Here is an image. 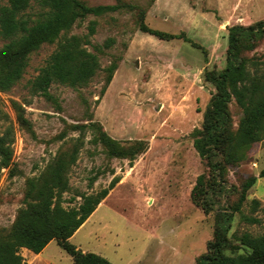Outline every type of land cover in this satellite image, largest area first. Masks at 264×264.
I'll use <instances>...</instances> for the list:
<instances>
[{
  "label": "rangeland",
  "instance_id": "1",
  "mask_svg": "<svg viewBox=\"0 0 264 264\" xmlns=\"http://www.w3.org/2000/svg\"><path fill=\"white\" fill-rule=\"evenodd\" d=\"M89 7L111 6L116 0H79ZM25 11L36 19L39 7L31 1ZM129 5L99 17L88 16L63 36L84 37L87 25L95 32L85 48L97 54L99 70L82 87L52 83L50 98L33 94L30 82L38 75L56 43L43 44L28 59L21 79L0 92V131H14V165L0 172V228L8 230L24 206L26 181L44 171L61 152L77 147L68 167L69 189L62 194L66 209L80 203L81 194L96 193L117 176L109 191L69 242L82 252L98 254L112 264H195L213 238L215 215L231 212L241 184L250 177L239 212L233 213L228 231L232 246L242 234L264 235V141L254 144L244 161L228 169L226 188L208 190L211 210L204 213L190 198L196 178L208 169L193 147L192 133L201 128L203 112L215 92L205 72L225 66L227 28L264 21V0H120ZM7 0H0V6ZM151 30L179 35L163 41L139 31V22ZM6 41L0 37V48ZM109 44L106 46V44ZM248 56L263 64L264 39ZM117 62L105 87L106 67ZM104 88V89H103ZM10 101L24 108L31 129L20 127ZM232 128L241 115L229 105ZM95 122L111 138L126 142L143 140L147 149L131 164L108 160L93 143L92 132L79 134L70 126ZM96 180L89 186V179ZM236 188L237 191H233ZM253 219V221H251ZM246 250L240 248L237 253ZM31 264H73L51 241L39 254L20 250ZM28 254V255H27ZM226 254L231 255L230 250Z\"/></svg>",
  "mask_w": 264,
  "mask_h": 264
},
{
  "label": "trees",
  "instance_id": "2",
  "mask_svg": "<svg viewBox=\"0 0 264 264\" xmlns=\"http://www.w3.org/2000/svg\"><path fill=\"white\" fill-rule=\"evenodd\" d=\"M31 1L7 0L5 5L0 6V37L6 41L0 48V92L9 91L21 79L32 53L43 44L53 43H56L54 51L30 82L31 92L48 99L52 83L72 88L85 86L99 70L97 54L85 48L90 44L88 37L95 32V22L88 23L84 37L63 35L90 15L99 17L129 5L120 0L111 6L94 7L79 0H33L40 12L36 19L30 20L25 11L31 7ZM138 29L163 41L180 38L179 35L149 29L143 18ZM263 39V20L248 26L227 28L225 66L205 72V81L214 86L215 92L203 112L201 128L193 131L192 138L193 147L205 162L208 175H199L190 193L193 204L204 213L211 210V203L206 197L208 190L220 192L226 188L228 169L244 161L254 144L264 141V67L248 56ZM116 68V61L106 67L105 87ZM232 102L241 112L235 129L232 128L229 110ZM10 106L17 124L30 130L31 124L24 115V108L15 101H10ZM1 113L0 110V117L7 119ZM70 127L79 134L90 130L93 143L102 147L108 160L126 159L131 164L147 149L143 140L121 142L111 138L95 122ZM14 141L13 128L7 125L0 131V172L10 170L14 165ZM76 154L77 147L70 153L61 152L42 173L27 179L24 206L17 211L8 230L0 228V264H25L19 253L22 248L39 254L51 241L56 242L73 264H112L98 254L78 250L69 239L120 178L114 176L107 187L96 193L81 194L77 206L64 208L62 194L69 189L66 173L70 164L75 162ZM259 177H264V168ZM95 180L96 176L90 178L88 185L92 186ZM255 181V177H250L241 184L239 197L230 206L231 212L215 215L213 238L195 264H264V235L253 237L242 234L238 238L239 246H232L228 238L232 215L239 212L248 189ZM234 190L237 191L236 188ZM240 248L246 251L237 253ZM227 250L231 255L226 254Z\"/></svg>",
  "mask_w": 264,
  "mask_h": 264
},
{
  "label": "crops",
  "instance_id": "3",
  "mask_svg": "<svg viewBox=\"0 0 264 264\" xmlns=\"http://www.w3.org/2000/svg\"><path fill=\"white\" fill-rule=\"evenodd\" d=\"M21 250H24L25 253H31L30 251H28V250H26V249H24V248H22ZM43 250H44V249H43ZM43 250H42V251H43ZM42 251H41V252H42ZM41 252H40L39 254H41ZM39 254H34L35 256H33L32 258H36V259H38V258H39L38 255H39ZM27 255H28V254H27ZM24 261H25V260H24ZM32 262H33V259H31V260H29V261L26 260V261H25V264H31ZM46 262H48V264H50L49 261H46Z\"/></svg>",
  "mask_w": 264,
  "mask_h": 264
}]
</instances>
